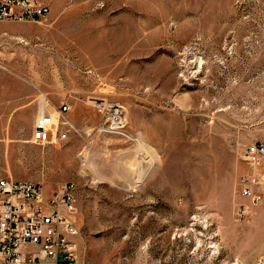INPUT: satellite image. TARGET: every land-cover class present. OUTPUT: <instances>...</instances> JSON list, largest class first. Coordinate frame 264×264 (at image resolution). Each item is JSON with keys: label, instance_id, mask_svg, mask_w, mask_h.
<instances>
[{"label": "rangeland", "instance_id": "1", "mask_svg": "<svg viewBox=\"0 0 264 264\" xmlns=\"http://www.w3.org/2000/svg\"><path fill=\"white\" fill-rule=\"evenodd\" d=\"M65 103L74 130L31 143ZM99 103L122 108L117 133ZM254 142L264 0H51L42 22H0V179L74 185L78 264H264Z\"/></svg>", "mask_w": 264, "mask_h": 264}, {"label": "built area", "instance_id": "2", "mask_svg": "<svg viewBox=\"0 0 264 264\" xmlns=\"http://www.w3.org/2000/svg\"><path fill=\"white\" fill-rule=\"evenodd\" d=\"M51 0H0V22L39 23L50 13ZM103 111V128L118 132L125 126L122 108L112 105ZM68 104L57 110V121L44 113L35 118L30 142L46 146L57 145L66 139L74 126L67 119ZM65 129L60 131L59 126ZM245 159L264 167V143L254 142L245 150ZM242 196L252 205L260 202L242 179ZM76 213L74 185L66 183L51 196H45L39 182L0 179V264H78L77 228L73 223Z\"/></svg>", "mask_w": 264, "mask_h": 264}, {"label": "bare ground", "instance_id": "3", "mask_svg": "<svg viewBox=\"0 0 264 264\" xmlns=\"http://www.w3.org/2000/svg\"><path fill=\"white\" fill-rule=\"evenodd\" d=\"M51 117H52L53 121L55 122V119H54V117H53V116H51Z\"/></svg>", "mask_w": 264, "mask_h": 264}, {"label": "crops", "instance_id": "4", "mask_svg": "<svg viewBox=\"0 0 264 264\" xmlns=\"http://www.w3.org/2000/svg\"><path fill=\"white\" fill-rule=\"evenodd\" d=\"M52 107H55L54 105H52ZM56 110V109H55Z\"/></svg>", "mask_w": 264, "mask_h": 264}]
</instances>
